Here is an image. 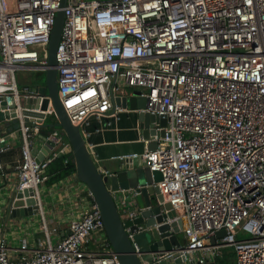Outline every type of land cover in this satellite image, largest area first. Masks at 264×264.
I'll use <instances>...</instances> for the list:
<instances>
[{"label":"built area","instance_id":"2783aa9c","mask_svg":"<svg viewBox=\"0 0 264 264\" xmlns=\"http://www.w3.org/2000/svg\"><path fill=\"white\" fill-rule=\"evenodd\" d=\"M59 10L58 96L84 141L91 118L111 126L123 112L143 111L165 120L155 129L162 136L143 139L156 141L155 148L115 157L140 159L150 172L159 171L155 184L174 219L183 222L182 246L143 264H171L176 257L184 264L216 262L226 246L236 264H264V0H66L64 6L61 0H0V97L7 110L15 105L21 137L15 189H31L39 212L44 171L70 145L53 128L46 136L53 153L36 160L31 144L38 118L23 120L20 99L30 91L20 93L16 73L48 68ZM127 89L147 99L145 108L115 104ZM4 142L0 136V171ZM88 196L89 208L56 243L44 221L40 247L30 248L26 240L12 247L0 237V264H121L89 190ZM137 214L124 208L120 215ZM220 230L225 235L217 238ZM240 233L249 237L238 238Z\"/></svg>","mask_w":264,"mask_h":264},{"label":"water","instance_id":"95a60500","mask_svg":"<svg viewBox=\"0 0 264 264\" xmlns=\"http://www.w3.org/2000/svg\"><path fill=\"white\" fill-rule=\"evenodd\" d=\"M65 3L66 0H61V6H64ZM63 18V11H57L47 45L45 58L48 68L44 71V83L28 87L30 93L26 96L21 95V115L26 123H29L30 116H34L38 118L37 127L57 128L62 131L64 138L71 146V161L75 166L76 179L92 193L100 209L105 234L112 249L118 254L121 264L152 262L154 254L182 246L179 233L182 231L183 222L181 219H174V210L170 203L163 200L159 188L155 184L162 178L159 171L147 174L145 164H141L140 167L131 165L129 170L110 171L109 174H104L97 169L79 127L70 121L58 96L55 53L60 40ZM39 96L46 97L41 99ZM114 102L116 105L134 110L145 108L147 99L140 96L139 91L127 89V93L116 96ZM9 108L10 110L6 109L5 100L0 97V121L12 118L18 122L15 105L12 104ZM48 108L53 110L55 118L50 123H43L44 112ZM137 121L138 132L143 139L149 140L153 134L163 135V131L157 132L155 129L157 124L165 125L164 118L139 111L137 112ZM40 138L44 142V146L36 155L37 161L48 156L53 147V143L48 141L45 136L40 135ZM117 190L126 192V198L134 201L139 211L135 218L123 219L121 217L112 195V192ZM9 208L13 218L28 217L39 213L31 189L15 190L13 198L9 201ZM130 234L131 236H129ZM224 235V230L216 233L217 238ZM210 241L213 243L215 237ZM169 263L184 264L179 257ZM159 264H168V262L162 261ZM204 264L217 263L210 261Z\"/></svg>","mask_w":264,"mask_h":264},{"label":"crops","instance_id":"0c3cea01","mask_svg":"<svg viewBox=\"0 0 264 264\" xmlns=\"http://www.w3.org/2000/svg\"><path fill=\"white\" fill-rule=\"evenodd\" d=\"M126 108L131 110L129 107ZM12 120V118H5L0 121V136L4 137V143L7 146L2 155L3 170L0 171V237H3L12 247H17L23 240L28 242L30 248L40 247L45 244L46 240L43 230L44 221L50 242L56 243L67 234L69 222L89 208L88 189L76 179V170L64 173L56 170L55 165L49 164L44 171L47 179L38 187L40 212L28 217H11L8 207L16 190L17 170L15 167L20 159L21 145L18 123ZM89 122L87 129L90 136L86 141V146L97 169L102 173L126 171L131 165L140 167L143 164L140 159L121 161L115 157L132 152H142L146 148L153 149L138 132L137 113L134 111L121 113L120 119L113 121L111 126H106L105 118L100 121L91 118ZM43 123L46 121L44 120ZM51 130V128L38 127L33 135L31 152L35 156L44 146L40 135L46 137ZM57 149L58 147L54 152ZM52 150L53 147L49 157L53 153ZM66 153L71 154L70 146L66 148ZM112 195L120 214L123 213L124 208L137 210L134 201L126 198V192L117 190L113 191ZM95 237L96 235L93 240L86 243L87 249L91 250L95 247ZM179 238L183 244V233L179 235Z\"/></svg>","mask_w":264,"mask_h":264},{"label":"rangeland","instance_id":"374dc122","mask_svg":"<svg viewBox=\"0 0 264 264\" xmlns=\"http://www.w3.org/2000/svg\"><path fill=\"white\" fill-rule=\"evenodd\" d=\"M16 80L20 93H23V87H33L42 85L44 83V72L19 70L16 73ZM54 118V113L51 112L46 116L45 121L46 123H50L52 122L51 120H53ZM14 121L17 122L13 119L12 122ZM148 146L150 148H155L157 146V142L150 141ZM146 172L147 174H149L150 170L147 168ZM179 235H182V232H180ZM237 237L247 238L249 237V234L240 233ZM220 252L221 254L219 257L216 258V262H218L219 264H236L234 250L231 246L222 247Z\"/></svg>","mask_w":264,"mask_h":264},{"label":"trees","instance_id":"16d2710c","mask_svg":"<svg viewBox=\"0 0 264 264\" xmlns=\"http://www.w3.org/2000/svg\"><path fill=\"white\" fill-rule=\"evenodd\" d=\"M67 159L68 162L64 163V159ZM72 155L71 154H62L54 158L50 164L56 166V170L62 171L64 173H70L75 170V166L72 163Z\"/></svg>","mask_w":264,"mask_h":264}]
</instances>
